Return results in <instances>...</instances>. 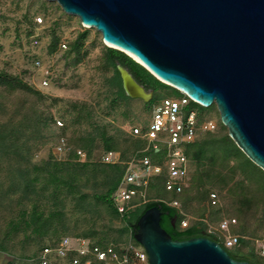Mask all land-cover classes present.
I'll return each mask as SVG.
<instances>
[{"label": "rangeland", "instance_id": "rangeland-1", "mask_svg": "<svg viewBox=\"0 0 264 264\" xmlns=\"http://www.w3.org/2000/svg\"><path fill=\"white\" fill-rule=\"evenodd\" d=\"M42 1L46 3L43 4ZM39 18L43 21L40 22ZM86 29L89 31L84 47L86 55L82 61L74 64L76 54L68 51L69 43ZM54 34L60 38V44L57 50L51 53L49 46ZM36 39L39 40L38 44L34 42ZM64 45H67V48ZM106 46L99 31L84 26L77 16L67 14L57 2L0 0V71L17 75L36 90L41 91L45 106L49 108L56 120L65 122L64 131L69 139H78L85 132L93 131L87 123L82 125L73 123L76 113L73 108L75 103H88L94 108L98 123L106 126L111 134L120 133L124 139H130L131 127L134 124H144L150 118V109L145 106L143 99L134 98L121 104L114 103V99H117L116 89L109 83L114 75V68H105L103 60ZM37 61L41 62L42 67H37ZM46 70L50 71L48 86L42 83ZM172 91H174L172 87H163L156 91V95L162 99L169 96ZM17 98V95L11 96L3 105H0V123L5 122L10 110L16 108ZM217 110L215 107L209 114L218 122L221 118ZM60 130L63 131L51 125L43 130L37 140L31 141V144H34L31 151L33 163L42 165L46 161H68L70 152L62 154L56 150V140ZM225 132L226 130L219 129L217 134ZM129 143L122 142L120 149L127 150ZM100 145L98 141L93 157L97 160L101 158L103 162L104 153ZM234 163L232 161L230 165ZM21 165H25L24 160L9 161L0 151V264H29L30 256L35 254L41 246L65 236L81 237L77 235L83 234L94 226L98 233L88 238L95 242L111 243L120 250L127 248L133 242L127 224L121 217L113 216L104 205H98L99 211H94L90 215L81 214L72 210V202L67 192L62 193L57 199L51 191H44V186L40 183L35 186L40 192L41 203L48 206L47 212L56 209L65 215L53 218L42 233L26 231L25 223L21 221L19 215L26 204L24 199L22 203V198L27 182L25 178L20 177L19 173H15V169ZM243 167L253 179L262 184L260 181L262 172L256 166L244 159ZM224 172L226 173L227 169H224ZM40 177L43 179L42 174ZM241 180L251 187V194L256 193V202L249 208L245 221L248 225L245 233L240 232L244 222L237 215L240 201L236 195L231 194L230 189L234 186V182ZM208 188L218 193L216 204L218 213H213L214 211L207 208L208 202L191 201L182 207L185 219L190 224L202 220L206 226L205 232L217 235L224 243L229 233L242 235L247 240V244L237 245L232 249L240 254H249L253 251L264 264L262 254L264 195L255 189L256 185L250 183L240 169L234 173V180L226 189L222 190L217 183L209 185ZM103 189L102 187L101 190ZM86 192L93 196L96 190L87 189ZM156 192L160 197H169V193L164 188ZM61 199H65L66 208L59 210L58 201ZM203 213L204 215H201ZM94 216H99L96 224L93 222ZM224 219L238 220L237 224L231 226L229 233L220 228ZM103 230L107 234L106 238H102Z\"/></svg>", "mask_w": 264, "mask_h": 264}, {"label": "water", "instance_id": "water-1", "mask_svg": "<svg viewBox=\"0 0 264 264\" xmlns=\"http://www.w3.org/2000/svg\"><path fill=\"white\" fill-rule=\"evenodd\" d=\"M95 28L163 83L204 107L216 105L238 147L264 170V0H47ZM111 47V46H109ZM113 48V47H112ZM126 94L150 102L154 89L117 63ZM158 206L135 239L150 264H251L206 232L174 240Z\"/></svg>", "mask_w": 264, "mask_h": 264}, {"label": "trees", "instance_id": "trees-1", "mask_svg": "<svg viewBox=\"0 0 264 264\" xmlns=\"http://www.w3.org/2000/svg\"><path fill=\"white\" fill-rule=\"evenodd\" d=\"M43 4L46 3L42 1ZM89 31L86 29L80 33L77 38L69 43L70 53L76 54L74 64L83 60L86 55L84 51L85 41ZM60 44V38L54 34L49 50L51 53L55 52ZM104 63L105 68H114V75L109 80V83L116 89L117 99L114 103L127 102L134 98L129 97L123 87V80L117 67L119 61L122 65L129 68L134 77L146 86V88L154 89L155 96L150 102H144L145 106L150 109L153 102L160 99L156 95V91L163 87H172L160 81L155 77L147 68L137 62L135 59L127 55L125 52L118 49L106 46L105 47ZM173 88V87H172ZM174 91L169 96L182 97L184 93L173 88ZM17 95L18 102L16 108L10 110L5 122L0 123V151L6 159L24 160L25 165H21L15 169V173H19L21 178H25L27 187L25 194L22 198V203L26 200L24 208L21 209V221L25 223V230H31L33 233H42L43 229L58 215H65L59 213L58 210L52 209L47 212V205L41 203L39 190L36 189V184L40 183L44 186V191H51L52 195L57 199L64 192L70 197L72 202V210L81 214L90 215L94 211H99L98 205H104L113 216L121 217L127 224L131 231V238L135 242V234L138 231V221L140 217L150 208L158 206L162 212L161 225L174 240H186L203 235L207 231L205 223L200 220L194 224H188L183 227L182 221L185 219V214L182 210L184 204L191 201H200L202 203L208 202L207 208L216 211V204H213L212 194L214 192L209 185L219 184L221 189L224 190L234 180V173L237 169L247 176L248 181L256 185V190H259L264 195V170L256 165L233 141L229 135L228 128L218 120V130L215 132H205L200 134L193 143L186 146V153L192 163V172L190 185L182 192L175 193L166 189L167 177L165 174L156 176L152 179L148 191L149 200L141 202L136 199L133 201L135 204L125 214H120L116 209L113 202V194L119 187L123 176L127 169V162L130 161L139 150L145 148L148 144L146 138L136 137L133 134L130 139H124L120 133L111 134L106 126L98 123L97 115L93 107L88 103H75L73 108L76 111L74 114L73 123L82 125L87 123L93 129L78 139H69L64 131L66 125L62 120H56L52 112L44 104V95L41 91L36 90L33 86L24 82L19 76L0 71V105L5 103V100L11 96ZM168 97V96H167ZM193 106L199 110L201 120L213 119L209 112L216 106L213 105L207 109L197 102H192ZM217 112H219L217 110ZM58 121L63 122V126L58 124ZM148 122V121H147ZM147 122L144 123L146 126ZM55 125L59 131L56 143L58 144L62 138H67L68 144L72 147L69 153L68 161H46L44 164L32 162V148L34 144L31 141L37 140L44 129ZM219 129L226 130L224 134H217ZM146 127H144V131ZM100 141V146L103 153L106 151H121V163L106 164L100 159L93 157L94 150L96 149L97 142ZM122 142H130L129 148L125 151L120 149ZM99 147V146H98ZM82 149L87 157L85 160H80L77 150ZM145 155L151 156L155 161L163 159L164 151L156 152L149 150ZM248 160L251 164L256 166L262 173L259 181L253 179L247 169L243 167V160ZM234 165H230L231 162ZM221 166V167H220ZM14 167V166H13ZM223 167V168H222ZM12 168V165H11ZM227 169V172H224ZM13 170V169H12ZM42 174L43 179L40 177ZM53 186V188H50ZM104 188L101 190V188ZM164 188L169 197L158 196L156 190ZM67 189V191H65ZM87 189L96 190V193L91 196L86 192ZM231 194L238 197L240 206L238 207L237 215L244 222L241 233H245L248 228L245 221L249 208L256 202V193L251 194V187H248L245 181H236L232 186ZM195 192V193H194ZM194 193V195L192 194ZM24 199V200H23ZM178 200L181 208H176L171 205V202ZM59 210L66 208L65 199L58 201ZM182 211V212H181ZM201 215H204L201 214ZM99 217V216H98ZM98 217H93V222L96 224ZM203 217V216H202ZM237 220V219H236ZM238 223V220H237ZM95 227V226H94ZM90 228L83 234L77 236L88 238L92 234H97L98 231ZM45 233V232H44ZM102 238H106L107 234L103 230ZM207 235L220 242L227 250H230L223 240L215 234L207 232ZM55 239L49 243L41 246L31 258H35L39 253L48 246L56 245L61 239ZM95 245L107 247L102 241L95 242ZM138 243V242H137ZM247 240L241 235L239 245H246ZM1 247V246H0ZM4 247H2L3 249ZM243 252V251H242ZM252 264H263L258 256L251 251L246 253ZM29 264H37L34 261Z\"/></svg>", "mask_w": 264, "mask_h": 264}, {"label": "built area", "instance_id": "built-area-1", "mask_svg": "<svg viewBox=\"0 0 264 264\" xmlns=\"http://www.w3.org/2000/svg\"><path fill=\"white\" fill-rule=\"evenodd\" d=\"M42 22V18H39ZM36 44L39 40L34 41ZM67 48V45H64ZM42 67L41 62H36ZM43 85L50 84V71L44 72ZM194 100L184 94L182 97L168 96L153 102L151 115L146 124L136 123L131 127V134L146 138L148 144L145 148L127 162V169L123 179L113 194V202L120 214H125L135 204L134 200L147 202L148 191L154 177L165 174L166 189L170 192L182 193L189 185L192 172V163L185 149L190 143L205 132L218 130V122L214 119L201 120L199 110L193 106ZM195 102V101H194ZM63 126L62 121H58ZM144 127L146 130L144 131ZM58 153H68L72 147L67 138H62L56 145ZM149 150L164 151L163 159L155 161L151 156L145 155ZM80 160L87 155L82 149L77 150ZM103 162L107 164L121 163L119 151H106ZM218 195L212 194L213 204H217ZM176 208H181L178 200L171 202ZM182 212V211H181ZM189 221H182L187 227ZM237 224L236 219H224L220 228L230 232L231 226ZM225 245L232 249L239 245L240 236L226 235ZM138 242V241H137ZM133 242L125 249H118L110 244L107 247L95 245L91 239L85 237H63L56 245L44 248L37 257L31 258L37 264H150L146 249L139 242ZM264 255V239L262 240Z\"/></svg>", "mask_w": 264, "mask_h": 264}, {"label": "flooded vegetation", "instance_id": "flooded-vegetation-1", "mask_svg": "<svg viewBox=\"0 0 264 264\" xmlns=\"http://www.w3.org/2000/svg\"><path fill=\"white\" fill-rule=\"evenodd\" d=\"M229 251V253L231 254V256L234 258V259H236V260H238V261H247V262H250L249 261V257L248 256H246L245 254H243V253H238L235 249H230V250H228ZM251 263V262H250ZM252 264V263H251Z\"/></svg>", "mask_w": 264, "mask_h": 264}, {"label": "bare ground", "instance_id": "bare-ground-1", "mask_svg": "<svg viewBox=\"0 0 264 264\" xmlns=\"http://www.w3.org/2000/svg\"><path fill=\"white\" fill-rule=\"evenodd\" d=\"M106 42H107V44H108L109 46H111V47H113V48H120L119 46H117L116 44H114L113 42H111V41H109V40H107Z\"/></svg>", "mask_w": 264, "mask_h": 264}]
</instances>
